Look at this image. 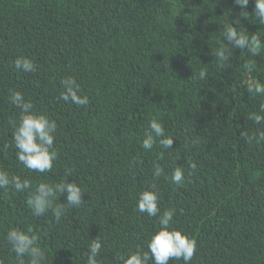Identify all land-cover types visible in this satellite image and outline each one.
<instances>
[{
	"label": "trees",
	"instance_id": "trees-1",
	"mask_svg": "<svg viewBox=\"0 0 264 264\" xmlns=\"http://www.w3.org/2000/svg\"><path fill=\"white\" fill-rule=\"evenodd\" d=\"M253 9L249 0L250 16ZM240 11L234 0H0V169L33 185L56 183L71 169L68 181L86 191L57 223L51 212L32 214L27 190L0 189L3 264H17L5 240L11 228L37 235L43 264H86L96 237L100 264H116L117 254L137 246L146 251L159 217L135 206L150 181L161 214L175 209L171 226L196 242L191 264H264V142L240 135L264 131L248 119L264 98L246 90L249 80L264 81V49L255 57L233 49L223 65L214 55L231 24L264 39V26ZM18 56L36 71L15 69ZM69 75L87 106L59 98ZM14 90L57 123L50 172H30L16 159ZM153 118L174 137L173 148L141 147ZM155 163L166 176L154 180ZM175 167L184 170L180 186L170 181Z\"/></svg>",
	"mask_w": 264,
	"mask_h": 264
},
{
	"label": "clouds",
	"instance_id": "clouds-1",
	"mask_svg": "<svg viewBox=\"0 0 264 264\" xmlns=\"http://www.w3.org/2000/svg\"><path fill=\"white\" fill-rule=\"evenodd\" d=\"M235 5L241 9L239 15L245 20L264 26V0H254V9L249 15L246 11L249 0H234ZM223 43L214 55L222 62V65L231 58L233 49L246 50V53L255 57L260 55L264 49V39L259 35H249L246 29H237L233 24L225 26L222 34ZM231 46V47H228ZM15 69L24 73L36 71V64L32 59L18 56L14 60ZM255 64L248 61L244 69L252 72ZM205 72H201L204 78ZM62 90L59 98L65 102H71L76 106H87L89 97L82 95L80 84L72 76H65L61 80ZM246 90L264 98V81L252 79L246 84ZM10 101L20 109L18 120L13 121V132L11 145L16 149V159L24 168L30 172L46 173L53 169L58 153L54 148L57 123L44 113H37L33 109L31 101H26L20 91L10 93ZM248 119L256 125L264 124V102L260 104L259 113H250ZM162 122L153 118L144 132L141 147L145 150H152L154 145L162 149L173 148L174 137L165 134ZM241 137L249 144L264 142V131L249 133L242 131ZM135 163V161H134ZM195 167V165H192ZM152 175L156 178L166 176L165 169L160 163H155ZM72 176L71 169H66L64 177L56 183H39L33 185L28 178L21 179L20 176H9L7 170L0 169V189H11L15 193L27 190L26 204L34 216H43L51 212L53 219L59 223L61 217L72 208H78L84 200V191L80 184L69 182L67 177ZM170 181L180 186L185 181V174L182 167H175L171 173ZM66 194V203L59 202L61 195ZM159 193L157 185L150 181L147 188L137 194L136 210L139 213H146L149 217H159V227L151 234L147 241V250L140 246L133 251L126 250L125 254L115 256L116 264H168L169 260H183L184 264H191L196 252V242L182 230L171 226L175 209L164 210L161 214L158 207ZM5 240L15 253L17 264H43L46 254L37 246L38 237L29 228L26 231L19 228L7 230ZM102 250V242L96 237L91 240L87 250L86 264H100L97 259ZM3 264V261H0Z\"/></svg>",
	"mask_w": 264,
	"mask_h": 264
}]
</instances>
